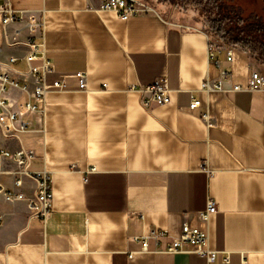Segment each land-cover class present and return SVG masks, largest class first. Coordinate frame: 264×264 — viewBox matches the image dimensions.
<instances>
[{"label": "crops", "instance_id": "0c3cea01", "mask_svg": "<svg viewBox=\"0 0 264 264\" xmlns=\"http://www.w3.org/2000/svg\"><path fill=\"white\" fill-rule=\"evenodd\" d=\"M10 2L43 23L36 42L54 64L46 82L63 88L46 95L43 112L19 117L29 130L18 141L0 132V148L34 153L28 172L47 173L53 190L45 222L0 195V264H208L164 252L185 224L207 230L212 264H264V91L231 90L264 64L229 45L232 63L219 57L230 74L223 91L204 93L219 76L207 60L210 33L174 8L147 2L154 13L123 21L100 11L101 0ZM24 54L5 45L0 24V65L17 57L13 68L27 71ZM77 73L87 75L85 91ZM164 76L170 103L145 110L131 88ZM10 94L17 111L23 96ZM191 99L201 103L194 111ZM15 170L0 158L4 189ZM33 190L24 178L20 193ZM208 198L217 213L205 226L198 213ZM152 232L165 235L143 251L135 239Z\"/></svg>", "mask_w": 264, "mask_h": 264}, {"label": "built area", "instance_id": "2783aa9c", "mask_svg": "<svg viewBox=\"0 0 264 264\" xmlns=\"http://www.w3.org/2000/svg\"><path fill=\"white\" fill-rule=\"evenodd\" d=\"M99 10L115 13L123 21L137 15L155 12L151 5L142 0H101ZM0 24L7 47L25 48V54L21 60L26 64L27 71H18L13 68V65L18 61L17 57H10L7 63L0 65V132L5 139L13 138L18 141L19 134L29 130L27 123L20 121L19 117L26 113L43 112L46 95L51 91L61 90L63 84L60 82L47 84L46 82L47 76L54 73V64L45 57L40 45L36 42L37 35L43 29V23L36 16L15 9L10 0H0ZM207 38V60L210 65L219 70V76L215 81H205L201 91L204 93L215 90L223 91L222 84L230 74L221 68L219 57L224 56L226 62L231 64L235 51L228 44L210 34L207 35ZM34 63H38V65H34ZM74 78L78 80L79 89L85 91L87 75L77 73ZM131 90L140 95L141 105L147 111L170 103L171 91L165 76L158 78L152 85H139L132 87ZM231 90L234 92L264 91V74L252 71L246 86L235 84L231 86ZM11 91H18L23 96V100L17 104V111L13 110L14 100L11 97ZM200 105L199 100L191 99L189 110L194 111ZM203 118L206 119L207 116ZM0 158L11 160L16 166L12 187L4 189L0 185V195L7 202H24L32 217L45 222L53 209V190L47 173L28 172L31 161L36 158L34 153L21 147L15 152L0 148ZM24 178H29L34 182V190L29 197L20 193ZM216 213L215 201L208 198L205 210L198 213L199 223L207 226L210 216ZM164 235L165 233L152 232L135 240L143 251H150L149 241H153L157 245L158 240ZM207 244L206 229L199 226L190 228L185 224L182 226L181 234L172 240L171 245L164 252L194 254L206 259L208 264H212L215 261L216 253L209 251ZM131 257L132 255H129V258ZM226 262L228 263V258H226Z\"/></svg>", "mask_w": 264, "mask_h": 264}, {"label": "trees", "instance_id": "16d2710c", "mask_svg": "<svg viewBox=\"0 0 264 264\" xmlns=\"http://www.w3.org/2000/svg\"><path fill=\"white\" fill-rule=\"evenodd\" d=\"M173 7H186V5L201 6L210 3L212 0H163ZM220 13V11H219ZM248 15L239 13L235 17L222 13L220 17L205 20L203 28L212 36L235 46L242 51L250 54L264 64V19L258 22L250 21ZM234 19H237L235 21Z\"/></svg>", "mask_w": 264, "mask_h": 264}, {"label": "rangeland", "instance_id": "374dc122", "mask_svg": "<svg viewBox=\"0 0 264 264\" xmlns=\"http://www.w3.org/2000/svg\"><path fill=\"white\" fill-rule=\"evenodd\" d=\"M149 2L152 4L153 7L157 8L158 10L161 7H166L168 9L174 8L177 12L184 14L187 17L194 18L198 21L203 20H211L213 19L214 15L210 10H197L196 6L186 5L185 8H188V12L184 13L181 12L179 9L180 7H173L168 3L164 2L163 0H142ZM187 2L189 0H186ZM230 4L237 7V9L245 15H256L258 17L264 18V0H232ZM183 8V7H182Z\"/></svg>", "mask_w": 264, "mask_h": 264}, {"label": "flooded vegetation", "instance_id": "af4514ba", "mask_svg": "<svg viewBox=\"0 0 264 264\" xmlns=\"http://www.w3.org/2000/svg\"><path fill=\"white\" fill-rule=\"evenodd\" d=\"M230 2H232V0H212L210 1V3H204L203 5L201 6H196L194 8H196L197 10H210L214 17L213 19L215 18H218L220 17V15H222V13H227L229 14V16L231 17H235L237 16L239 13H242L240 12L237 7H235L234 5L230 4ZM181 12H184V13H187L188 12V8H185V7H180L179 9ZM220 11V13H219ZM243 14V13H242ZM245 15V14H243ZM250 21H253V22H258L260 21L258 18V16L256 15H248V18ZM264 19V18H262ZM235 21H237V19H234ZM204 21H201L202 22V26H204ZM264 21V20H263Z\"/></svg>", "mask_w": 264, "mask_h": 264}]
</instances>
